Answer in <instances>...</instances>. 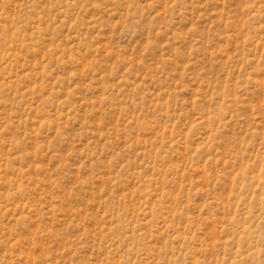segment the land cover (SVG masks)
Segmentation results:
<instances>
[{
    "label": "rangeland",
    "instance_id": "obj_1",
    "mask_svg": "<svg viewBox=\"0 0 264 264\" xmlns=\"http://www.w3.org/2000/svg\"><path fill=\"white\" fill-rule=\"evenodd\" d=\"M0 264H264V0H0Z\"/></svg>",
    "mask_w": 264,
    "mask_h": 264
}]
</instances>
